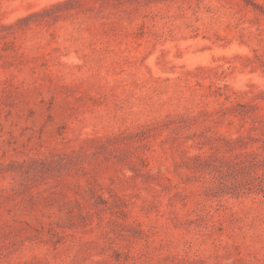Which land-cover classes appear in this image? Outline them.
<instances>
[{"label": "rangeland", "instance_id": "374dc122", "mask_svg": "<svg viewBox=\"0 0 264 264\" xmlns=\"http://www.w3.org/2000/svg\"><path fill=\"white\" fill-rule=\"evenodd\" d=\"M0 264H264V0H0Z\"/></svg>", "mask_w": 264, "mask_h": 264}]
</instances>
